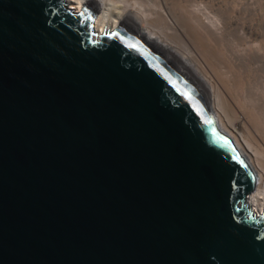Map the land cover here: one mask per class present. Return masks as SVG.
I'll use <instances>...</instances> for the list:
<instances>
[{"label": "water", "instance_id": "95a60500", "mask_svg": "<svg viewBox=\"0 0 264 264\" xmlns=\"http://www.w3.org/2000/svg\"><path fill=\"white\" fill-rule=\"evenodd\" d=\"M67 0H0V264H264L255 173L159 55Z\"/></svg>", "mask_w": 264, "mask_h": 264}, {"label": "bare ground", "instance_id": "6f19581e", "mask_svg": "<svg viewBox=\"0 0 264 264\" xmlns=\"http://www.w3.org/2000/svg\"><path fill=\"white\" fill-rule=\"evenodd\" d=\"M257 1L252 0V3L248 4ZM67 2L75 10L81 9L84 5L94 9L96 13L94 25L98 33H103L107 29L122 28L139 39L189 85L217 127L232 139L254 171L255 187L246 202L257 212L264 213V76L253 75L257 69L253 60L260 59L257 50L261 48V44L257 50L254 48L256 51H253L252 46H250L252 49L248 47L246 51L248 57L238 53L240 46L237 47V51L230 45L232 51L227 48V43H234L233 47L239 44L242 46L243 41L240 42L238 39H250L251 35L248 37L246 30L251 33L254 31L251 24L246 25L241 21L240 24L233 23L231 15L234 14L231 11L233 9H227L225 4L236 5L235 0L223 1L226 2L225 4L222 2L225 9L221 3L217 4L221 1L199 0L201 4L198 2L192 5L197 7L200 4L202 7L194 8L193 12L188 13L189 16L187 11H184L186 14L180 13L182 8L178 0H67ZM228 10L232 13L228 14ZM242 11L244 16L246 11L249 12L244 8ZM182 15L186 18H182ZM262 15L264 18V14ZM259 32L253 33L256 37L253 41L260 39ZM235 38L238 41H235ZM251 38L253 39V36ZM262 56L264 59V55Z\"/></svg>", "mask_w": 264, "mask_h": 264}, {"label": "rangeland", "instance_id": "374dc122", "mask_svg": "<svg viewBox=\"0 0 264 264\" xmlns=\"http://www.w3.org/2000/svg\"><path fill=\"white\" fill-rule=\"evenodd\" d=\"M151 1V0H150ZM181 1H185L184 3L183 2H181ZM189 1H191V2H189ZM192 1H196V0H178V2H179V4H181L180 5V7L182 8V9H180V13L181 14H186L187 13V15L189 16V12L191 11V12H193V9L195 8V9H197L198 7H202V5H200L201 4V2H199V0L198 1H196V2H192ZM218 1H221V2H217V4L219 3H221L222 5H223V1H226V0H218ZM231 0H228V2H230ZM238 0H235V4L236 5H234V3L232 4H225L228 8L227 9H233V10H231L232 12H234V14L232 13H230V10H228L227 12H228V14H231L232 16H233V23L234 22H239V21H241L242 23L244 22V24L246 23V25H249V24H251V25H253L252 26V28L251 29H254V31L251 33V31H247L246 30V35L248 36V35H251V37L253 36V39L251 38V37H249L250 39H247L246 38V40L245 39H238L240 42H242L241 44H242V46L239 44L238 46L236 45L235 47H233V45H234V43H227V48L230 50V51H232V49L233 48H236V51H237V47H239L240 46V50H238V53L240 54V55H243V56H246L247 54H246V51H247V49H248V47H250V46H252V48L254 49H256L257 50V47H259L258 45H260L261 44V48L259 49V50H257V54H259L261 57H260V59H254L253 60V64H254V66L257 68V69H260V70H257L256 69V72H255V70H254V76H256L257 74H261L262 76H264V59H262L263 58V56L262 55H264V44L262 45V43H264V32H261V31H263L264 30V18H263V15L262 14H264V0H258V1H260V2H256V3H253V4H248V3H252L251 1L252 0H239V2H237ZM246 1V2H245ZM186 2H188L187 4H185ZM198 2L200 3L199 4V6H193L194 4H198ZM216 2V1H215ZM223 2V3H222ZM194 3V4H193ZM244 3V4H243ZM183 4V5H182ZM184 4L186 5V6H184ZM190 4V5H189ZM193 4V5H192ZM188 5V6H187ZM230 5H233V6H231L230 7ZM258 5V6H257ZM247 6V7H246ZM249 6V7H248ZM189 7H191V8H189ZM225 6L223 5V9H225L224 8ZM234 7V8H233ZM240 7V9H238V8ZM252 7V8H251ZM255 7H256V9H255ZM245 9V10H248L249 12H247L246 11V13H245V16L243 15V11H242V9ZM251 10H253V11H251ZM187 9V10H186ZM192 9V10H191ZM239 10V11H238ZM184 11H187L186 13L184 12ZM195 11V10H194ZM226 11V10H225ZM241 11V12H240ZM256 13H255V12ZM259 12V13H258ZM241 13V14H240ZM237 14V15H236ZM261 14V15H260ZM242 15H243V17H242ZM181 16V15H180ZM185 15H182V18H186V17H184ZM236 16V17H235ZM241 16V17H240ZM243 20H242V19ZM235 19V20H234ZM259 19V20H258ZM262 19V20H261ZM238 20V21H237ZM256 20V21H255ZM251 21V22H250ZM255 21V22H254ZM259 21V22H258ZM241 22H239L238 24H240ZM235 24V23H234ZM260 24V25H259ZM257 29V30H256ZM256 30V31H255ZM261 32V34H260V32ZM228 32H230V28H229V30H228ZM232 32H234L233 30H232ZM249 32V33H248ZM255 32H259V35H260V39H256L255 41H253L254 40V38H256V37H254L255 36V34H253V33H255ZM251 33V34H250ZM234 36V34L231 36V37H233ZM236 37V36H235ZM262 37H263V39H262ZM251 39H252V42H253V44H251L252 42H251ZM235 41H238L236 38L234 39ZM245 41V42H244ZM248 41H250V42H248ZM257 42V43H256ZM255 44H256V46H255ZM232 47V49H231V47ZM230 48H229V47ZM247 47V48H246ZM243 48H244V50H243ZM251 47H250V49H252ZM253 50V51H256V50ZM241 51V52H240ZM233 52H235V49L233 50ZM245 53V54H244ZM246 57H248V55L246 56ZM245 57V58H246ZM245 60V59H244ZM246 61V60H245ZM255 62H257V63H255ZM256 64V65H255ZM258 67H260V68H258ZM262 70V71H261ZM258 72H260V73H258Z\"/></svg>", "mask_w": 264, "mask_h": 264}]
</instances>
